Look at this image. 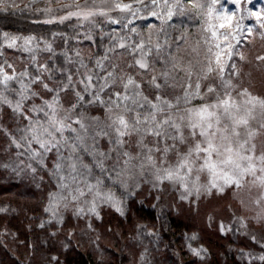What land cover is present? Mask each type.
I'll return each mask as SVG.
<instances>
[{
	"label": "snow or ice",
	"instance_id": "1",
	"mask_svg": "<svg viewBox=\"0 0 264 264\" xmlns=\"http://www.w3.org/2000/svg\"><path fill=\"white\" fill-rule=\"evenodd\" d=\"M231 3L232 10L221 0H0V11L38 13L45 24L75 21L70 36L4 32L0 41V137L11 153L0 167L34 179L43 170L55 181L41 230L53 227L50 236H57L54 226L64 223L68 208L92 230L101 205L124 215L126 197L144 183L161 194L158 201L167 186L189 203L231 190L243 208L256 209L252 219L264 221V143H257L264 136V94L252 90V73L238 63H252L242 43L248 47L257 32L264 39V9L246 8L251 0ZM245 13L255 22L246 24ZM177 16L196 20L194 43L188 29L172 23ZM148 17L159 24H136ZM97 36L103 54H85L84 41L95 44ZM8 49L27 54L19 66ZM60 57L63 64L55 62ZM254 59L264 72V53ZM10 211L0 206V213ZM248 221L233 210L219 230H244L264 248V235ZM146 229L137 225V236H158ZM72 235L62 242L65 250ZM196 239L186 235V246L203 260L208 250L194 246ZM147 253L140 264H147ZM240 253L248 264H264V252ZM47 264H60L59 258L52 255Z\"/></svg>",
	"mask_w": 264,
	"mask_h": 264
},
{
	"label": "trees",
	"instance_id": "2",
	"mask_svg": "<svg viewBox=\"0 0 264 264\" xmlns=\"http://www.w3.org/2000/svg\"><path fill=\"white\" fill-rule=\"evenodd\" d=\"M74 23L75 21H69L63 25H49L43 22V17L38 13L11 9L8 12L0 11V41L4 32L11 35L37 34L50 37L51 32L55 31L70 36ZM136 23L144 25L146 22L137 20ZM195 23L188 19L187 25L186 22H181L180 25L186 27ZM195 38L192 34L190 42L194 43ZM71 43L75 47V42ZM56 44L63 46L59 37L56 38ZM83 47L85 54L102 55L104 51L98 36L97 43L84 41ZM13 54L17 57L16 52L9 49L6 52L9 56ZM55 62L63 64V57ZM16 63L18 66L21 64L17 58ZM9 112L7 107L3 109L5 122H8ZM7 146V140L0 137V163L11 155L6 151ZM85 159L87 162L90 158ZM28 177L31 176H18L11 169L0 167V206L10 205L15 209L7 214L0 213V233L5 228L8 230L6 234H0V264H47L52 255L59 258L60 264H140V256L145 248L148 249L147 264H180L179 257L189 255L184 244L185 236H190L196 229L193 215L190 211L177 214L170 210L169 205L154 206L153 198L144 192L142 195L137 193L126 197L124 215L110 206H104L100 210L101 219H93L92 230L87 228L83 218L68 217L62 225L54 226L58 229V235L52 237L50 233L54 230L53 227L41 230L38 225L41 219L46 218L43 209L48 192L55 187L54 182L43 170L39 171L35 179ZM38 177H43V180L40 181ZM108 185L111 186L112 182ZM113 190L123 191L121 188ZM137 225H146L147 229H152L158 236L145 235L137 240ZM70 232L73 233L71 243L65 250L62 242ZM207 233H199L204 239L200 238L199 242L208 250L205 260L197 261L189 256L183 259V264H248L240 249L258 252L253 245L249 246L235 236L228 238ZM34 244L35 251L32 247ZM255 264L261 262L256 260Z\"/></svg>",
	"mask_w": 264,
	"mask_h": 264
},
{
	"label": "rangeland",
	"instance_id": "3",
	"mask_svg": "<svg viewBox=\"0 0 264 264\" xmlns=\"http://www.w3.org/2000/svg\"><path fill=\"white\" fill-rule=\"evenodd\" d=\"M17 2L19 3L20 0H17ZM25 2H27V0H25ZM39 2H40V0H38V3ZM221 5L224 7H228L229 10H232V8H233L231 0H221ZM245 7L246 8L250 7L253 11L264 9V0H251V4L246 3ZM245 15L247 17L244 21L246 24L255 22L254 17H248L247 13H245ZM188 19L189 18L187 16H177L174 18L172 23H174L176 25H180L181 22H186V25H187ZM192 20H194L196 22L195 19H192ZM138 21L139 22L140 21L146 22L145 24H153V23L159 24V21L153 17H148L146 20H138ZM136 24L141 25L138 23H136ZM113 26H115V25H113ZM184 29H188L191 33V36H192V34H194V36L197 37L198 29L196 27V23L193 25L186 26V27H184ZM106 30L108 31L107 26H105V31ZM250 40H251V44L248 47H244L243 43L241 44L240 47L252 63L249 64V63L239 62V61H238V63L240 64L243 72H245V73L251 72L252 73V78H251V81L249 82L252 90L258 94H264V72L257 70L255 68L256 61L254 59L256 55H258L260 53H264V39H261V37L259 36V33L257 32L252 37H250ZM9 50L17 53L16 58L20 62H21V60L19 58L21 57V55H24L25 57L27 55V54H22L21 52L16 51V50H12V49H9ZM83 50H85V49H83ZM44 58H45L44 56L41 57V59H44ZM237 60H238V58H237ZM245 80L247 81L248 78L245 77ZM97 111H99V110H97ZM257 143L258 144L264 143V136H261L260 138H258ZM103 147L107 148L106 142L104 143ZM98 174L99 173H97V175ZM18 176L27 177V176H31V175L28 173H25V174H21ZM28 178H33V177L31 176ZM38 179H39V177H38ZM39 180L41 181V179H39ZM51 180L54 182V185H55V181L53 179H51ZM35 181H33V182L35 183ZM33 182H31V183H33ZM111 182H112L111 180L108 181V183H111ZM51 190H53V189H51ZM143 192L145 195L153 198L154 206L157 205L159 207H163L164 205L165 206L169 205L171 207L170 210L176 212L177 214L178 213L181 214V213H184L186 211L187 212L190 211V213L193 215V217L195 219L196 229L193 230L194 231L193 233L197 234V239L195 241H193L194 246L203 245L199 242V240L201 238L199 233L200 232H202V233L208 232L207 234H211L212 236L218 235L220 237H228V238H231L230 236H235L238 239L242 240L244 243H247L249 246L253 245L252 247L257 248L258 252L257 253L254 252V253L259 254L261 252H264V248H261V246L259 244H257L256 242H253L250 239V237L245 234L244 230H241L240 232H236L235 230H233L231 232H221L219 230L220 220L223 219L225 221V223H228L231 219L233 210H236L237 216H245V217L249 218L248 228L250 230L255 231L258 235H264V221L257 223L256 220L252 219V217H254L256 215V209L254 207H249L247 209L243 208L240 204V197L234 196L233 192L231 190L226 191V193H224V194L214 193L211 196L205 195L198 202H196L195 198H193L192 203H189L188 201H181L179 199L178 194L173 191L171 186H167L166 192H164L162 194V199L159 201L157 200L156 197H157V195H161V194L158 193L155 189H153L150 184L144 183V184H142L141 188L135 189V194L138 193V194L142 195ZM256 194H257L256 191L253 190L252 195L255 196ZM241 196L243 198L247 199L248 194L247 193H241ZM161 205H163V206H161ZM104 206H109V205H107V204L101 205V207H104ZM101 209H103V208H101ZM210 216L212 217L211 222L209 220ZM68 217H75L73 215V211L71 208H68L67 210L64 211V222ZM94 218L98 219V220L101 219V218L92 217V221ZM136 239L141 240V237L137 236ZM201 239L204 240L203 238H201ZM139 242H141V241H139ZM184 249L188 250V248L186 246V241L184 244ZM189 256L196 259L197 261L198 260L202 261L201 258L193 256L191 254V252L189 251V255L183 254L182 257H179L180 264H183V259H185V257H189ZM203 260H205V258Z\"/></svg>",
	"mask_w": 264,
	"mask_h": 264
}]
</instances>
